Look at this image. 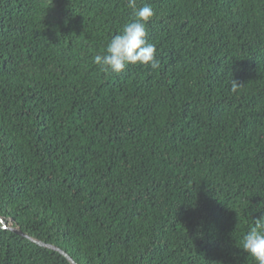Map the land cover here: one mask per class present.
Wrapping results in <instances>:
<instances>
[{
	"label": "trees",
	"instance_id": "16d2710c",
	"mask_svg": "<svg viewBox=\"0 0 264 264\" xmlns=\"http://www.w3.org/2000/svg\"><path fill=\"white\" fill-rule=\"evenodd\" d=\"M145 4L160 66L116 73L127 0H0V264H73L10 227L79 264H256L264 0Z\"/></svg>",
	"mask_w": 264,
	"mask_h": 264
},
{
	"label": "clouds",
	"instance_id": "9594fccd",
	"mask_svg": "<svg viewBox=\"0 0 264 264\" xmlns=\"http://www.w3.org/2000/svg\"><path fill=\"white\" fill-rule=\"evenodd\" d=\"M127 6L132 9L136 18L126 23L122 30L111 38L103 54L93 56V63L100 66L104 72L119 73L130 64L150 65L151 68L158 69L160 64L156 46L146 39L147 23L155 16V12L147 4L138 7L137 0H127ZM239 86L240 83L234 80L232 91L236 92ZM0 222L7 228L4 218ZM242 249L254 258L256 264H264V219L258 218L256 225L243 236Z\"/></svg>",
	"mask_w": 264,
	"mask_h": 264
},
{
	"label": "water",
	"instance_id": "95a60500",
	"mask_svg": "<svg viewBox=\"0 0 264 264\" xmlns=\"http://www.w3.org/2000/svg\"><path fill=\"white\" fill-rule=\"evenodd\" d=\"M0 220H2V218L0 217ZM14 232H16V233H19V234H22V235H25V236H27V237H29V238H31L33 241H35V242H37V243H39L40 245H43V246H47V247H49V248H53V249H55V250H58V251H60L61 253H63L73 264H79V263H77L76 262V260L72 257V256H70L66 251H64V250H62L61 248H59V247H57V246H55V245H53V244H47V243H45V242H43V241H41V240H38V239H36V238H33V237H31V236H29L28 234H26V233H24L20 228H17V227H10Z\"/></svg>",
	"mask_w": 264,
	"mask_h": 264
}]
</instances>
